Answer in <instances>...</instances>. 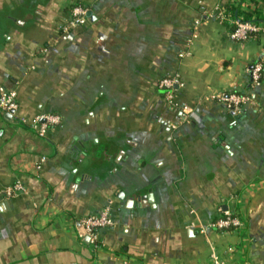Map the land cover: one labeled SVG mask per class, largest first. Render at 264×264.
Instances as JSON below:
<instances>
[{"label":"crops","instance_id":"0c3cea01","mask_svg":"<svg viewBox=\"0 0 264 264\" xmlns=\"http://www.w3.org/2000/svg\"><path fill=\"white\" fill-rule=\"evenodd\" d=\"M74 6L89 17L64 33ZM230 19L263 28L233 42ZM1 90L0 264H264V0H0ZM233 93L254 102L211 100ZM105 209L93 251L79 222ZM223 212L241 228L212 229Z\"/></svg>","mask_w":264,"mask_h":264},{"label":"built area","instance_id":"2783aa9c","mask_svg":"<svg viewBox=\"0 0 264 264\" xmlns=\"http://www.w3.org/2000/svg\"><path fill=\"white\" fill-rule=\"evenodd\" d=\"M87 10L80 6H74L70 10V18L63 28L64 33H68L86 21ZM223 14L219 13V19H223ZM226 17L223 19L225 20ZM229 23L232 28L229 32V39L233 42H243L250 37L255 36L262 30V26L253 22L238 21L230 19ZM184 55L181 54L180 57ZM263 77L262 67L260 63H255L250 70V84L251 87H257L260 85L261 79ZM180 86L179 78L174 75L170 77H165L158 82V88L164 91V98L171 109H178L177 102L174 98L175 87ZM211 100H216L221 102L225 108L233 113H239L241 109L245 106L251 105L254 102L253 97L248 94H228L222 95L218 94L211 97ZM181 112L186 115L189 112L187 107L180 108ZM17 110L16 94L13 91H0V111L3 114L12 115ZM25 123V121H22ZM59 124V118L55 115H43L34 117L31 121V128L37 134L38 137L44 138L47 130L49 128L55 127ZM45 161L44 158L40 160V163ZM40 163L36 165V169L40 170ZM26 190L24 187L16 183L11 187L5 189V196L7 198H14L18 195L25 194ZM113 222L109 216L108 210H103L97 215L88 216L79 222L80 233L83 237L87 238L88 244L91 246L93 251H97L101 246L100 232L108 227H111ZM240 219L236 216L231 215L228 212H223L221 216L214 220L210 227L218 231L226 230H237L241 228ZM203 233V230L200 231ZM233 252L232 248H227L226 254L231 255ZM227 258V257H226ZM211 264H227L224 257L218 253H211L210 256Z\"/></svg>","mask_w":264,"mask_h":264},{"label":"water","instance_id":"95a60500","mask_svg":"<svg viewBox=\"0 0 264 264\" xmlns=\"http://www.w3.org/2000/svg\"><path fill=\"white\" fill-rule=\"evenodd\" d=\"M86 17H89V14H87Z\"/></svg>","mask_w":264,"mask_h":264}]
</instances>
